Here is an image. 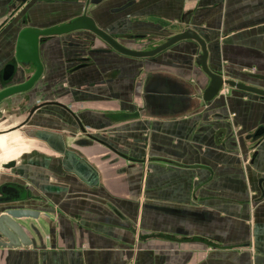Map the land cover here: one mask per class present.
<instances>
[{
	"label": "crops",
	"instance_id": "crops-1",
	"mask_svg": "<svg viewBox=\"0 0 264 264\" xmlns=\"http://www.w3.org/2000/svg\"><path fill=\"white\" fill-rule=\"evenodd\" d=\"M83 12L132 50L191 29L211 71L264 90V0H0V81L21 29ZM199 53L184 40L132 58L82 30L39 39L41 75L0 103L8 129L43 105L22 144H0L18 158L0 187L49 218L0 264H264V132L251 138L264 98L224 86L204 102Z\"/></svg>",
	"mask_w": 264,
	"mask_h": 264
},
{
	"label": "water",
	"instance_id": "water-1",
	"mask_svg": "<svg viewBox=\"0 0 264 264\" xmlns=\"http://www.w3.org/2000/svg\"><path fill=\"white\" fill-rule=\"evenodd\" d=\"M86 31L93 36L102 40L109 48L115 52L132 57V58H147L163 52L172 45L184 41L193 40L197 43L200 53L197 56L195 63L200 66L203 73L208 77L209 83L203 91L202 99L208 102L219 94L224 86L242 91L245 93L255 94L264 98V90L251 87L231 79H224L217 72L211 71L206 64L207 52L204 41L191 29L184 30L180 33L172 35L168 39L156 44L148 50H132L118 43L113 37L106 33L103 29L95 24V20L83 12L67 22L45 29H34L25 27L20 30L16 46H15V65H7L2 72L1 80L7 81L11 77L23 78L21 82L0 89V103L10 97L29 92L39 76L41 75L42 66L39 61L38 44L39 39L47 36L63 35L75 31ZM32 66L34 68L31 75H26V71ZM16 68V69H15ZM38 105L30 111L31 115L36 109L42 107ZM44 106H50L45 103ZM20 126L9 129L7 132L18 130ZM264 132L263 129H257L252 135V139H256ZM15 161H10L2 165L3 169H11L15 166ZM9 191L14 190L16 193L7 198L0 199V248L1 249H17L19 247H29L31 239L28 236V231L39 230L40 227H45L49 218L47 210H37L33 208L20 207L27 202L40 201L31 195L21 197L17 190L10 187L6 188ZM21 220L29 221L21 224Z\"/></svg>",
	"mask_w": 264,
	"mask_h": 264
},
{
	"label": "bare ground",
	"instance_id": "bare-ground-1",
	"mask_svg": "<svg viewBox=\"0 0 264 264\" xmlns=\"http://www.w3.org/2000/svg\"><path fill=\"white\" fill-rule=\"evenodd\" d=\"M9 129L3 123L0 124V144L2 145V148L4 150H9L11 148H17L18 145L22 144V143H19L20 142L19 141L20 136L18 135L19 133L16 132V130L7 132ZM17 159H18L17 155L14 152L10 151V152L4 153L0 159V169L4 170L2 168V165L10 161H15L16 163Z\"/></svg>",
	"mask_w": 264,
	"mask_h": 264
},
{
	"label": "flooded vegetation",
	"instance_id": "flooded-vegetation-1",
	"mask_svg": "<svg viewBox=\"0 0 264 264\" xmlns=\"http://www.w3.org/2000/svg\"><path fill=\"white\" fill-rule=\"evenodd\" d=\"M32 68V66H29V68L27 69V71L29 72V75H31V71H30V69ZM33 73V72H32ZM8 85H7V83L6 82H3V81H0V89H3V88H5V87H7ZM33 108V107H32ZM32 108H30L29 110H28V113H27V115H26V117L20 122V123H18V124H16L14 127H17V126H20V127H23V126H26L28 123H29V121L31 120V118H32V115L34 114V112L36 111H34L31 115H29L30 114V111H31V109ZM2 120H4V119H2ZM0 123H2V122H0ZM13 127V128H14ZM1 188V191H2V193H1V195H0V199H2V198H7V197H9V196H12V195H14L16 192L14 191V190H12V191H9V190H7L6 188V186H1L0 187Z\"/></svg>",
	"mask_w": 264,
	"mask_h": 264
},
{
	"label": "rangeland",
	"instance_id": "rangeland-1",
	"mask_svg": "<svg viewBox=\"0 0 264 264\" xmlns=\"http://www.w3.org/2000/svg\"><path fill=\"white\" fill-rule=\"evenodd\" d=\"M225 93V92H224ZM2 172V170L0 171V173ZM0 178H2V176L0 175Z\"/></svg>",
	"mask_w": 264,
	"mask_h": 264
}]
</instances>
